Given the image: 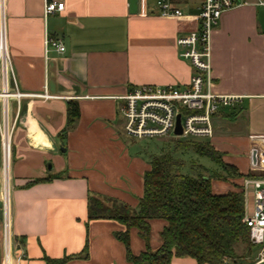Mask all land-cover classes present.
<instances>
[{"label": "crops", "instance_id": "obj_1", "mask_svg": "<svg viewBox=\"0 0 264 264\" xmlns=\"http://www.w3.org/2000/svg\"><path fill=\"white\" fill-rule=\"evenodd\" d=\"M56 1L65 3L64 10L45 17V0H6L14 77L9 71L11 95L4 97L0 69V125L7 120L13 128L12 228L28 257L16 264H46V256H74L66 264H132L115 234L125 226L114 219H89V197L138 209L151 165L127 141L115 97L145 84L190 85L193 67L180 56L177 40L198 30V9L193 2L174 0L184 15L163 17L159 0H138L137 13H131L130 0ZM247 1L224 12L212 33V91L241 99L213 117L209 140L240 172L264 175L257 155L264 153V10L258 11L264 5ZM47 36L66 50L47 54ZM71 101L79 103L81 116L63 138ZM228 119L243 121L242 134L227 133ZM2 171L0 133L1 212ZM212 187L215 193L234 189L219 180ZM150 224L151 249L157 250L166 221ZM130 241L134 255L147 251L138 229L130 230ZM171 264L198 263L174 257Z\"/></svg>", "mask_w": 264, "mask_h": 264}, {"label": "trees", "instance_id": "obj_2", "mask_svg": "<svg viewBox=\"0 0 264 264\" xmlns=\"http://www.w3.org/2000/svg\"><path fill=\"white\" fill-rule=\"evenodd\" d=\"M80 116L79 103L71 101L61 137H66L76 127ZM174 138V152L192 148L197 154L215 161L225 173L185 175L181 173L183 158L175 157L172 152H161L152 157L151 167L144 174V194L138 209L119 200L90 196L89 219H114L125 226L124 231L115 234L125 244L127 258L132 264H171L174 257H191L198 264L252 263L255 245L244 222L246 198L242 182L246 177L264 175L240 172L237 166L224 161L223 153L208 138ZM51 179L48 177L33 183ZM213 180L231 183L234 189L215 193ZM153 219L166 221L161 232L163 243L157 250H152L150 245V221ZM132 228L139 230L146 243L147 251L140 255L131 251ZM73 257L52 259L46 256L45 261L46 264H66Z\"/></svg>", "mask_w": 264, "mask_h": 264}, {"label": "built area", "instance_id": "obj_3", "mask_svg": "<svg viewBox=\"0 0 264 264\" xmlns=\"http://www.w3.org/2000/svg\"><path fill=\"white\" fill-rule=\"evenodd\" d=\"M198 9V30L178 38L180 56L188 60L193 67V76L188 87L179 85L156 86L145 84L136 86L122 96L119 109L124 118L125 133L133 138L177 136L175 134L177 116L181 114L183 127L182 137L208 138L214 136L213 117L222 109L234 107L241 96L217 94L212 91V47L211 39L215 27L224 12L247 4V0H191ZM264 5V0H257ZM6 0H0V69L3 73L4 97L11 94L7 89L9 71L13 72L12 59L8 44L6 21ZM163 17H181L183 10L174 0H159L157 3ZM65 3L56 0H45L44 15L47 17L56 11H62ZM58 52L66 50L64 44L54 38L46 37L45 51ZM18 97L22 94L17 93ZM3 153L4 197L3 219L0 220V264H16L20 251V241L12 228V135L13 128L5 120L0 125ZM264 142V136H263ZM258 152V150L256 151ZM260 162H264V153H257ZM246 198L244 222L250 230L252 243L259 247L252 263L264 264V176L246 177L242 182Z\"/></svg>", "mask_w": 264, "mask_h": 264}, {"label": "rangeland", "instance_id": "obj_4", "mask_svg": "<svg viewBox=\"0 0 264 264\" xmlns=\"http://www.w3.org/2000/svg\"><path fill=\"white\" fill-rule=\"evenodd\" d=\"M184 1L192 2L191 0H184ZM259 9L260 10L258 11L264 10V7L259 8ZM121 119L124 122V118L122 117ZM225 123L226 125L230 126V128H225V130L228 131L227 133H233V132L238 133V131H241V134H242V129L244 127L241 126V124H243V121H240V119H238L237 121L239 125L235 124L233 119L231 120L228 119L225 121ZM123 126L124 125L122 123V127ZM233 126L234 127L236 126L237 128L236 127L234 128ZM174 137H178V136L168 135V136H162V137H158V136L157 137H144L142 139H138V138H131L126 135L127 141L130 142V146L132 147L133 152L137 153L140 156H144V157L147 156L149 163L153 156L160 154L161 152H172L173 155H175V157H181L184 159L185 162L181 168V173L185 175L198 176L199 174H203L207 176H215L216 174L225 173L222 167L219 166L215 161H213L211 158L207 156H201L197 154L195 150H193L192 148H189L186 150L180 149L174 152L175 151L174 143H173L175 139ZM3 200H4V197L2 198V201ZM3 207H4V201H3ZM1 215L3 216V211L1 212L0 210V217ZM22 249H23V244L20 247L18 259L24 257V260H28V257L25 251L23 250L24 252H22ZM258 250H259V247L255 246L253 249L254 256L257 255ZM87 251H88V248L86 249L85 253H87ZM230 264H233V263H230Z\"/></svg>", "mask_w": 264, "mask_h": 264}, {"label": "water", "instance_id": "obj_5", "mask_svg": "<svg viewBox=\"0 0 264 264\" xmlns=\"http://www.w3.org/2000/svg\"><path fill=\"white\" fill-rule=\"evenodd\" d=\"M130 11H131V13H137L138 12V0H130ZM175 134L177 136H181L183 134V127H182V123H181V114H178V116H177V124H176ZM253 159H254V161H256V152H254Z\"/></svg>", "mask_w": 264, "mask_h": 264}]
</instances>
